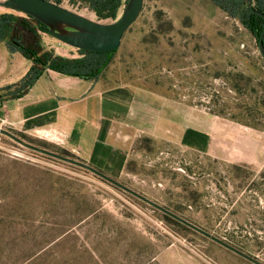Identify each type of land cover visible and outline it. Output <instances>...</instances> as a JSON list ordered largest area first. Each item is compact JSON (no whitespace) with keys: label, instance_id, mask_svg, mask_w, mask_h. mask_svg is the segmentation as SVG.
I'll return each mask as SVG.
<instances>
[{"label":"rangeland","instance_id":"1","mask_svg":"<svg viewBox=\"0 0 264 264\" xmlns=\"http://www.w3.org/2000/svg\"><path fill=\"white\" fill-rule=\"evenodd\" d=\"M59 5L114 21L69 0ZM3 13L23 16L0 0ZM41 40L78 55L48 33ZM30 65L0 42V95ZM102 76L131 87L159 122L153 135L134 137L122 173L107 175L264 263V61L256 35L210 0H144ZM211 136L208 152L191 150H207ZM0 264L252 263L92 172L0 134Z\"/></svg>","mask_w":264,"mask_h":264},{"label":"crops","instance_id":"2","mask_svg":"<svg viewBox=\"0 0 264 264\" xmlns=\"http://www.w3.org/2000/svg\"><path fill=\"white\" fill-rule=\"evenodd\" d=\"M102 75L84 79L46 70L20 98L0 99L3 128L44 141L105 174L118 177L125 167L134 137L144 135L147 130L153 135L159 122L155 120L153 124L151 106L131 87L109 85ZM121 106L127 108L123 115ZM171 120L188 130L192 126L205 129ZM164 121L168 123L161 119L160 125ZM154 136L160 141H171ZM175 143L180 146L179 141ZM212 144L213 136L207 150H191L206 153Z\"/></svg>","mask_w":264,"mask_h":264},{"label":"trees","instance_id":"3","mask_svg":"<svg viewBox=\"0 0 264 264\" xmlns=\"http://www.w3.org/2000/svg\"><path fill=\"white\" fill-rule=\"evenodd\" d=\"M49 1L56 4L62 2V0ZM69 1L86 7L95 15L97 20H115L120 7L127 2V0ZM210 1L229 16L239 20L252 34L256 35L258 41L263 28V18L257 12L264 14V0H251L250 4L247 0ZM41 33H48L47 27L27 14L23 13V16L8 13L0 14V42L5 43L9 53H19L31 63L27 73L17 83L3 88L4 92L0 95V99L2 97L20 98L46 70L84 79H93L103 73L116 52V49L106 52H92L75 48L77 57H65L55 53L52 48L45 47L41 40ZM15 134L31 143L24 135ZM37 146L48 148L45 145ZM57 153L73 158V155L67 151H58ZM164 217L184 226L166 215Z\"/></svg>","mask_w":264,"mask_h":264},{"label":"water","instance_id":"4","mask_svg":"<svg viewBox=\"0 0 264 264\" xmlns=\"http://www.w3.org/2000/svg\"><path fill=\"white\" fill-rule=\"evenodd\" d=\"M143 1L144 0H127L121 14L111 22L93 20L85 15L71 11L49 0H2V5L6 8L22 12L37 19L47 27L48 34L56 38L61 43L76 49L92 52H106L115 50L119 47L123 34L139 16L143 6ZM247 1L250 4L251 0ZM257 14L263 18V28L258 38L257 45L264 61V14L262 12H257ZM0 134L32 151L88 170L110 184L132 195L133 197L145 202L162 214L172 218L180 224L192 229L193 231L210 239L237 256L245 259L246 261L252 264H264L256 258L242 252L224 240L212 235L185 218L148 199L142 194L125 186L116 179L108 176L107 174L99 171L85 162L61 155L57 152L45 149L35 144H31L6 129L0 128Z\"/></svg>","mask_w":264,"mask_h":264},{"label":"built area","instance_id":"5","mask_svg":"<svg viewBox=\"0 0 264 264\" xmlns=\"http://www.w3.org/2000/svg\"><path fill=\"white\" fill-rule=\"evenodd\" d=\"M4 127V123L3 121L0 120V128H3Z\"/></svg>","mask_w":264,"mask_h":264},{"label":"bare ground","instance_id":"6","mask_svg":"<svg viewBox=\"0 0 264 264\" xmlns=\"http://www.w3.org/2000/svg\"><path fill=\"white\" fill-rule=\"evenodd\" d=\"M87 17H89V16H87ZM90 18V17H89Z\"/></svg>","mask_w":264,"mask_h":264}]
</instances>
